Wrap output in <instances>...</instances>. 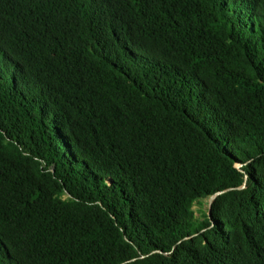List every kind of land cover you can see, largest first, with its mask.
I'll list each match as a JSON object with an SVG mask.
<instances>
[{
	"label": "trees",
	"instance_id": "16d2710c",
	"mask_svg": "<svg viewBox=\"0 0 264 264\" xmlns=\"http://www.w3.org/2000/svg\"><path fill=\"white\" fill-rule=\"evenodd\" d=\"M0 264H264V0H0Z\"/></svg>",
	"mask_w": 264,
	"mask_h": 264
},
{
	"label": "rangeland",
	"instance_id": "374dc122",
	"mask_svg": "<svg viewBox=\"0 0 264 264\" xmlns=\"http://www.w3.org/2000/svg\"><path fill=\"white\" fill-rule=\"evenodd\" d=\"M209 209V200H204L200 202V204H197L194 207V210L196 212V217L200 220L204 218V214L208 212Z\"/></svg>",
	"mask_w": 264,
	"mask_h": 264
},
{
	"label": "water",
	"instance_id": "95a60500",
	"mask_svg": "<svg viewBox=\"0 0 264 264\" xmlns=\"http://www.w3.org/2000/svg\"><path fill=\"white\" fill-rule=\"evenodd\" d=\"M219 194L213 196L210 200H209V217H211V208H212V204L214 202V200L216 199V197L218 196Z\"/></svg>",
	"mask_w": 264,
	"mask_h": 264
}]
</instances>
